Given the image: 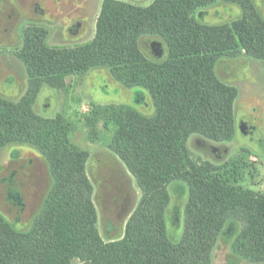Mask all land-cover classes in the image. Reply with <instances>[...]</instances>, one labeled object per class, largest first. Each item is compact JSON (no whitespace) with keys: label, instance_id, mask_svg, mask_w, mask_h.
<instances>
[{"label":"trees","instance_id":"1","mask_svg":"<svg viewBox=\"0 0 264 264\" xmlns=\"http://www.w3.org/2000/svg\"><path fill=\"white\" fill-rule=\"evenodd\" d=\"M224 2L239 5L243 18L231 24L201 21L204 9ZM144 36L164 42L166 59L144 55ZM29 47L43 77L82 73L84 64L109 67L129 85L148 90L155 113L146 117L127 106L106 112L115 129L113 148L142 191L125 237L106 242L97 227L86 153L72 144L68 126L37 117L29 104L0 98V148L13 142L34 147L47 158L56 182L28 233L16 232L0 216V264H213L217 239L230 219L243 226L234 252L264 261V193L240 185V171L251 165L202 162L188 146L196 133L211 139L233 134L236 95L215 68L220 59L243 53L264 60V21L253 0H156L145 9L107 0L92 43L50 51L34 39ZM174 181L186 183L190 194L179 244L169 240L165 222Z\"/></svg>","mask_w":264,"mask_h":264},{"label":"rangeland","instance_id":"2","mask_svg":"<svg viewBox=\"0 0 264 264\" xmlns=\"http://www.w3.org/2000/svg\"><path fill=\"white\" fill-rule=\"evenodd\" d=\"M107 0H0V98L11 105L26 103L41 119L64 122L71 142L86 153L85 170L92 187L97 227L106 242L125 237L128 224L139 211L142 191L127 164L113 148L115 129L106 112L127 106L143 116L155 113L150 92L133 87L109 67L84 64L82 73L43 77L32 63L30 42H43L50 50H76L92 43ZM137 8H149L156 0H114ZM264 21V0H253ZM243 9L221 3L201 12L206 24H231L243 18ZM199 16V14H198ZM144 55L166 59L162 40L144 36ZM84 68V69H83ZM220 81L231 86L234 131L229 137H190L194 158L216 166L246 162L240 185L264 193V60L245 53L216 63ZM47 158L34 147L13 142L0 148V216L18 233H28L44 213L55 187ZM165 214L168 238L179 244L185 232L189 188L174 181L169 188ZM243 230L236 219L228 220L212 253L213 264H264L240 256L234 245Z\"/></svg>","mask_w":264,"mask_h":264}]
</instances>
